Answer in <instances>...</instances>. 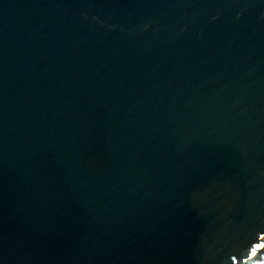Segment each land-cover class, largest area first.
I'll return each instance as SVG.
<instances>
[{"label": "water", "instance_id": "95a60500", "mask_svg": "<svg viewBox=\"0 0 264 264\" xmlns=\"http://www.w3.org/2000/svg\"><path fill=\"white\" fill-rule=\"evenodd\" d=\"M0 264H264V0H0Z\"/></svg>", "mask_w": 264, "mask_h": 264}]
</instances>
